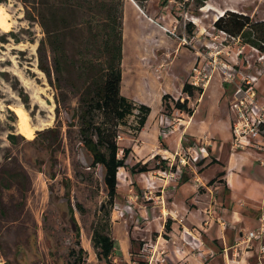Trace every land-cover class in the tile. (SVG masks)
I'll list each match as a JSON object with an SVG mask.
<instances>
[{
    "label": "rangeland",
    "instance_id": "rangeland-1",
    "mask_svg": "<svg viewBox=\"0 0 264 264\" xmlns=\"http://www.w3.org/2000/svg\"><path fill=\"white\" fill-rule=\"evenodd\" d=\"M164 1L155 0L146 3L145 7V11L163 26L159 39L165 44L167 39L184 42L186 38V46L191 51L180 56H200L201 60L196 65L216 61L213 78L220 84L226 83L223 64L236 66L237 72H232L236 83H227L230 84L227 86L229 104L237 98L238 84L244 77L261 73L257 88L263 104L264 57L216 30L214 24L222 10L263 20L264 0H209L202 5V0H186L188 6L178 0H170L164 6ZM40 2L0 0L10 27L7 32L0 28V175L11 168H23L31 179L25 200L16 189L5 192L7 212L6 215L0 214V264H72L75 257L71 252L79 250L78 236L88 253L87 264H108L98 257L94 244L96 233L109 234L118 242V249L109 258L114 264H168L167 258L164 261L160 257L168 236L165 228L169 220L168 206L147 199L145 193L150 172L132 174L130 171L135 165L146 162L151 170H155L159 160L155 157H162L155 155L151 159L156 151H149L146 147L143 131L139 135L135 133L132 128L134 117L128 119L127 126L121 125L118 129L119 145L121 149H131L132 153L126 162L127 167L119 170L118 197L111 205L105 170L101 165L93 166L92 157L82 143L79 117L82 110L77 89L68 82L59 87L54 73V83H51L40 68L38 50L41 40L46 37L37 18ZM93 18L98 19L97 16ZM128 19L132 32H139L132 8L128 11ZM94 27L95 33L102 34L103 26L98 21ZM13 35L21 42H17ZM70 55L77 56L71 49ZM127 58L131 60V56ZM70 74L78 82L75 72ZM198 96L197 91L193 101ZM13 107H21L28 113L34 127L31 139L20 134L19 118ZM153 108L159 110V102L154 103ZM179 117L184 118L176 114V118ZM107 118L104 115L100 117V123H108ZM13 134L18 136L15 144L10 140ZM159 137L158 146H166L167 138L162 139L161 132ZM120 156L123 157L124 153L121 152ZM11 162L15 165H9ZM156 181L158 186L162 184L160 180ZM128 206L132 207L130 213L122 215ZM254 211L245 208L243 212L261 224L264 211ZM147 243H158L157 253H144ZM253 251L255 253L248 255L249 259L246 257L250 264H264V257L259 255L256 247ZM229 253L230 264H240L244 260L243 253L239 252L236 257L233 250ZM212 264H225L224 257L217 255ZM242 264L249 263L245 261Z\"/></svg>",
    "mask_w": 264,
    "mask_h": 264
},
{
    "label": "crops",
    "instance_id": "crops-1",
    "mask_svg": "<svg viewBox=\"0 0 264 264\" xmlns=\"http://www.w3.org/2000/svg\"><path fill=\"white\" fill-rule=\"evenodd\" d=\"M130 8L135 12L134 22L140 33L132 32L128 19ZM162 28L135 0L125 1L121 92L130 100L152 109L148 120L151 121L150 137L145 141L149 151H156L151 159L155 155L171 156L191 141H202L205 137L213 139L207 147L204 162L185 169L176 184L167 186L165 180L161 181V190L156 194V203L168 206V217L173 221L172 231L167 233L166 244H163L170 261L168 264H212L219 254L224 257L225 264H230V250L234 251L235 257L237 251L244 254L240 264L245 261L250 264L248 255L255 252L246 251V246L240 242L261 224L243 211L245 208L253 212L264 211V153L236 148L227 90L230 84H220L214 78L204 93L192 102L193 115L186 114L176 132L167 138L166 146H158L159 133L170 125L164 116L163 98L165 95L172 99L180 96L196 62L201 60L200 56H180L190 50L182 41L167 39L164 44L159 39ZM135 41L137 45L134 46ZM127 56H131L130 61ZM157 102L160 108L154 110ZM191 175L193 179L188 177ZM197 181L200 184H196ZM184 232H192L200 238L203 257L200 258L191 246L183 244L192 240ZM262 243L254 242L257 252Z\"/></svg>",
    "mask_w": 264,
    "mask_h": 264
},
{
    "label": "trees",
    "instance_id": "trees-1",
    "mask_svg": "<svg viewBox=\"0 0 264 264\" xmlns=\"http://www.w3.org/2000/svg\"><path fill=\"white\" fill-rule=\"evenodd\" d=\"M125 1L41 0V7L37 10L38 21L46 34L38 50L40 68L51 79V83H54V73L59 87L62 83L68 82L71 87L77 89L82 110L79 116L82 124V143L92 157L93 166L101 165L105 170V184L111 205H114L118 197L119 170L127 167L126 162L132 153L129 148L121 149L118 129L123 124L127 126L128 119L134 117L136 120L132 128L139 135L145 129L152 113L149 106L138 104L123 96L121 92ZM135 1L144 9L149 0ZM178 1L186 6L189 5L186 0ZM208 1L202 0L201 5ZM169 2L170 0H165L163 5ZM94 16L98 19L94 20ZM95 21L103 26L102 34L95 33ZM214 26L216 30L238 40L243 47L254 49L264 57V19L255 20L250 15L228 10L218 18ZM189 28L190 31L193 30L191 24ZM14 37L17 42H21L17 36ZM70 49L77 56L70 55ZM71 72H75V79L79 83L69 76ZM197 91L199 94L204 93V90L196 89L188 83L185 85L184 93L195 97ZM163 101L165 117L173 115L175 110L186 111L193 115L192 109L187 104L181 101L174 102L169 95H165ZM100 115L107 116L109 122L100 123L99 119L102 117ZM110 124L113 125L109 127ZM17 139L18 136L15 134L10 136L14 144ZM121 152L124 153L123 157L120 156ZM155 158L160 162V164L157 162L155 170H151L149 163H139L130 169L131 173L145 174L168 169V160L160 156ZM13 164L9 163L11 166L15 165ZM2 173L3 175H0V214L6 215L5 192L16 189L25 200L31 179L23 168L17 170L11 168ZM108 216L110 217V214ZM172 224L173 221L169 219L165 225L168 233L172 231ZM79 238L78 236L79 250L71 252L75 257L72 264H87L88 253L82 247ZM132 243L134 244V240ZM94 244L100 260L114 264L109 258L118 249V242L109 234L96 233Z\"/></svg>",
    "mask_w": 264,
    "mask_h": 264
},
{
    "label": "built area",
    "instance_id": "built-area-1",
    "mask_svg": "<svg viewBox=\"0 0 264 264\" xmlns=\"http://www.w3.org/2000/svg\"><path fill=\"white\" fill-rule=\"evenodd\" d=\"M175 35L174 32H170ZM184 43H188L187 39L184 38ZM211 57V56H210ZM216 65V61L213 63L197 64L189 78L188 84L196 89H205L209 86ZM225 82L236 83V78L232 74L235 67L229 64H223ZM261 77V73L255 75H249L243 78L242 83L238 84L236 91L237 98L231 102L230 111L232 115V131H233V142L236 148H243L257 151L258 153H264V103L261 104L258 95V82ZM182 96L175 98L174 102L181 101L183 104H187L188 107H192L193 96L189 93H182ZM172 101V104L174 103ZM176 114L185 116L188 114L186 111L177 110L173 115L167 117L170 121V125L164 128L161 132V138H169L177 130V126L181 125L183 117L176 118ZM177 122L179 123L177 125ZM213 139L205 137L202 141H191L188 144L180 146L176 152L171 156L163 157L168 160L169 167L167 170L152 171L149 174V181L147 182L146 197L148 200H155L154 194L161 187L157 185L156 180L163 181L169 184H176L184 173L185 169L189 167H197L199 164L205 161L207 154V147L211 144ZM160 164V162H158ZM175 189V188H174ZM126 211L122 212L130 213L132 207L128 206L125 208ZM184 235H188L192 240L186 242L187 245L193 248L194 252H197L198 256L203 257L204 253L201 251L202 242L200 238L195 236L192 232H184ZM255 241H263L258 249V253L261 257H264V216L261 219V226L259 229L254 230L246 234L240 244L246 246V251L251 252L254 249ZM238 246H240L238 244ZM159 248L158 243L156 244H145L143 248L144 253H157ZM239 254V251H237ZM149 254V255H150ZM166 250H162L160 257L166 261ZM159 257V258H160Z\"/></svg>",
    "mask_w": 264,
    "mask_h": 264
},
{
    "label": "bare ground",
    "instance_id": "bare-ground-1",
    "mask_svg": "<svg viewBox=\"0 0 264 264\" xmlns=\"http://www.w3.org/2000/svg\"><path fill=\"white\" fill-rule=\"evenodd\" d=\"M203 9H206V7L203 8ZM225 12H226V10H222L221 13L218 14V16L219 17L223 16L225 14ZM126 23H127V20H126ZM0 28L4 32H7V30L10 28L9 25H8L7 12H6V10H5V8L3 6H0ZM128 33H129V30H128ZM127 65H128V63H127ZM12 109H13V111L16 113V115L19 118V131H20V134H22L23 136H26L29 139H31L33 137V133H34V127L31 124V121H30L28 113L26 112V110H24L21 107H15V108L13 107ZM151 120H153V118ZM150 123H151V121L148 122L147 126L145 127V129L143 130V133H142L143 138L145 140L150 137L149 136L150 135L149 134L150 133ZM157 127H158V125H157Z\"/></svg>",
    "mask_w": 264,
    "mask_h": 264
}]
</instances>
